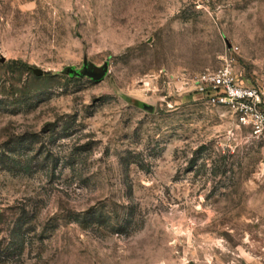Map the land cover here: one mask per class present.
Masks as SVG:
<instances>
[{
    "label": "rangeland",
    "instance_id": "rangeland-1",
    "mask_svg": "<svg viewBox=\"0 0 264 264\" xmlns=\"http://www.w3.org/2000/svg\"><path fill=\"white\" fill-rule=\"evenodd\" d=\"M225 65L264 84V0H0V264H264V138L197 82Z\"/></svg>",
    "mask_w": 264,
    "mask_h": 264
},
{
    "label": "built area",
    "instance_id": "built-area-1",
    "mask_svg": "<svg viewBox=\"0 0 264 264\" xmlns=\"http://www.w3.org/2000/svg\"><path fill=\"white\" fill-rule=\"evenodd\" d=\"M197 82L211 105L229 108L240 126L249 128L257 138H264V84H242L229 65L199 75Z\"/></svg>",
    "mask_w": 264,
    "mask_h": 264
},
{
    "label": "water",
    "instance_id": "water-1",
    "mask_svg": "<svg viewBox=\"0 0 264 264\" xmlns=\"http://www.w3.org/2000/svg\"><path fill=\"white\" fill-rule=\"evenodd\" d=\"M3 61V59L1 60ZM32 72L36 76H40L42 74V70L40 69H33ZM65 73L71 74V75H77V76H86L89 79L93 81H100L104 78L106 72H107V64H103L100 67H92V66H87L84 65L81 71H74L71 68H67L64 70ZM130 103L136 104L139 106L141 109L145 110L146 112H152L153 107L151 105H148L146 103L140 102L133 100L131 98L128 99Z\"/></svg>",
    "mask_w": 264,
    "mask_h": 264
}]
</instances>
